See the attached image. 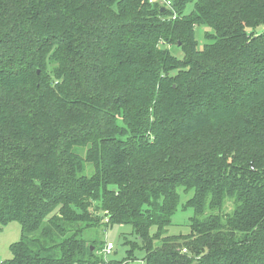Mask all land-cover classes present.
Here are the masks:
<instances>
[{
  "label": "trees",
  "instance_id": "trees-1",
  "mask_svg": "<svg viewBox=\"0 0 264 264\" xmlns=\"http://www.w3.org/2000/svg\"><path fill=\"white\" fill-rule=\"evenodd\" d=\"M172 5L0 0V264H124L102 224L132 226L128 260L264 264V0Z\"/></svg>",
  "mask_w": 264,
  "mask_h": 264
},
{
  "label": "rangeland",
  "instance_id": "rangeland-1",
  "mask_svg": "<svg viewBox=\"0 0 264 264\" xmlns=\"http://www.w3.org/2000/svg\"><path fill=\"white\" fill-rule=\"evenodd\" d=\"M191 6L189 7V10ZM210 30L205 26H196V39L199 47L201 48L205 43V31ZM264 31V27L257 28V33ZM171 51L179 58L183 57V51L176 45L171 46ZM183 188H179L181 194V202L177 211L172 216V225L167 228L168 235L187 234L190 231V217L193 215L192 208L184 207L185 202L193 195L191 190L189 193H185ZM231 200L226 201L225 211H231L233 207ZM132 226L128 224H114V225H99L95 228H91L85 234V236L95 239L97 241V250L101 253L102 248L106 246L108 242H113L114 248L107 255L104 256L106 261L125 260L124 264H147L143 260L144 253L142 251L136 252L137 259L128 260L126 258L127 245L124 244V237L130 240H135L136 236L132 233ZM154 231V228L152 229ZM22 231L21 225L17 221L3 225L0 228V260L4 261L13 257L10 245L21 239ZM77 264V263H76Z\"/></svg>",
  "mask_w": 264,
  "mask_h": 264
},
{
  "label": "built area",
  "instance_id": "built-area-1",
  "mask_svg": "<svg viewBox=\"0 0 264 264\" xmlns=\"http://www.w3.org/2000/svg\"><path fill=\"white\" fill-rule=\"evenodd\" d=\"M150 3H159L160 5H162L165 8H169V9H173V5H172V0H149ZM175 11V10H174ZM176 13H174V18L176 17ZM114 248V244L113 242H108L106 244V246L101 250V253L104 256H107ZM2 262V260H0V263Z\"/></svg>",
  "mask_w": 264,
  "mask_h": 264
},
{
  "label": "water",
  "instance_id": "water-1",
  "mask_svg": "<svg viewBox=\"0 0 264 264\" xmlns=\"http://www.w3.org/2000/svg\"><path fill=\"white\" fill-rule=\"evenodd\" d=\"M93 249V248H92Z\"/></svg>",
  "mask_w": 264,
  "mask_h": 264
}]
</instances>
